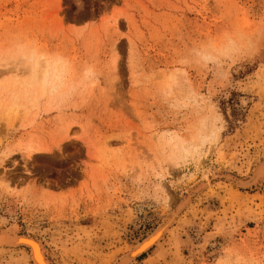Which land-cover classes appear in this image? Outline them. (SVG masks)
<instances>
[{"label": "rangeland", "instance_id": "rangeland-1", "mask_svg": "<svg viewBox=\"0 0 264 264\" xmlns=\"http://www.w3.org/2000/svg\"><path fill=\"white\" fill-rule=\"evenodd\" d=\"M259 162L264 0H0V232L117 264L188 198L129 264H264Z\"/></svg>", "mask_w": 264, "mask_h": 264}, {"label": "bare ground", "instance_id": "bare-ground-1", "mask_svg": "<svg viewBox=\"0 0 264 264\" xmlns=\"http://www.w3.org/2000/svg\"><path fill=\"white\" fill-rule=\"evenodd\" d=\"M44 63H45L44 64L45 68L43 67L44 70L41 73V84H40L41 91L40 92H43L45 88L53 89L55 87V83H56L55 81L57 80L60 74V70H61L60 67L57 66L56 62L52 64H47L45 60ZM38 64H39L38 59L31 62V68L34 69V67ZM34 71H37V70L34 69ZM203 138H204V135H203ZM30 152H31V148H30ZM187 153H188V148L180 145L179 155L185 156ZM263 177H264V162H259L256 165L253 172L251 173V175H249L247 178L236 180V182L241 187H249L250 184L259 183L260 179ZM203 185L204 184L202 183L201 187ZM187 203H188V198L181 199L179 203L177 204V206L175 207V209H173L170 212L171 214H169V216L166 219H164V221L161 224H159V226L156 229H154L145 238H143L136 245H134L128 251H126L120 258L119 263L117 264L131 263V261L136 256L142 254L147 249H149L153 244H155L163 236V234L168 230L171 223L176 219L181 209ZM0 245L1 246L6 245L9 247H16L20 245L26 246L29 249V253H30L29 256L31 260L33 261V264H53L47 258L44 247L38 239L30 235L19 234L15 231V228L0 232Z\"/></svg>", "mask_w": 264, "mask_h": 264}]
</instances>
